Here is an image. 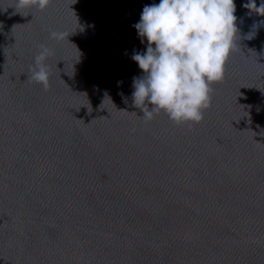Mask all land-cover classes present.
Segmentation results:
<instances>
[{
    "label": "water",
    "instance_id": "1",
    "mask_svg": "<svg viewBox=\"0 0 264 264\" xmlns=\"http://www.w3.org/2000/svg\"><path fill=\"white\" fill-rule=\"evenodd\" d=\"M159 2L0 0V264H264V16L235 0L224 79L177 125L132 99Z\"/></svg>",
    "mask_w": 264,
    "mask_h": 264
},
{
    "label": "clouds",
    "instance_id": "2",
    "mask_svg": "<svg viewBox=\"0 0 264 264\" xmlns=\"http://www.w3.org/2000/svg\"><path fill=\"white\" fill-rule=\"evenodd\" d=\"M50 3L17 0V7L43 11ZM243 7L264 16V0L259 7L255 0ZM235 12V0H160L143 7L133 27L146 48L142 53L134 50L131 59L142 70L140 77H133L132 99L145 120L163 112L177 125L202 121L203 110L210 105V85L224 79L226 62L234 50ZM59 35L51 31L49 38ZM50 53L40 45L29 69L28 78L45 89L49 80L45 61Z\"/></svg>",
    "mask_w": 264,
    "mask_h": 264
}]
</instances>
